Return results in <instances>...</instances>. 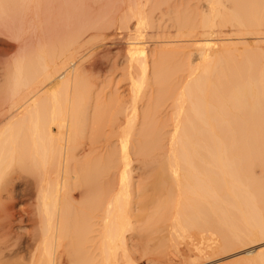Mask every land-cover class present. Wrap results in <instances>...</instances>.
<instances>
[{
    "label": "bare ground",
    "instance_id": "6f19581e",
    "mask_svg": "<svg viewBox=\"0 0 264 264\" xmlns=\"http://www.w3.org/2000/svg\"><path fill=\"white\" fill-rule=\"evenodd\" d=\"M147 5L134 0L130 10L140 33L153 23ZM197 6V29L156 42L163 48L152 43L151 62L143 43L120 44L131 100L117 133L115 183L111 155L100 167L94 158L97 140L106 149L109 137L89 103L86 44L72 40L59 65L41 55L34 66H14L0 89V264H202L229 246L264 241V180L253 176L264 171V0ZM177 57L187 69L174 94L173 72L162 66ZM151 79L158 97L142 111L137 97ZM170 98L167 153L151 173L149 153L160 142L153 117ZM203 233L223 245L192 252L188 241ZM227 264H264V243Z\"/></svg>",
    "mask_w": 264,
    "mask_h": 264
},
{
    "label": "rangeland",
    "instance_id": "374dc122",
    "mask_svg": "<svg viewBox=\"0 0 264 264\" xmlns=\"http://www.w3.org/2000/svg\"><path fill=\"white\" fill-rule=\"evenodd\" d=\"M147 1V9L153 16V23L147 33L138 32L135 20L129 16L130 10L134 9V0H6L3 1L5 6L0 8V89L5 86L7 76L17 64L34 66L35 60L38 61L41 55H53L59 65V54L72 40L86 44L81 47L80 54L94 66L90 74L89 103L97 123L107 125L105 135L109 137L106 149L101 148L102 140H97L94 158L100 167L101 162L111 155L108 179L113 183L117 181L121 167L117 133L130 112L131 100L128 92L124 91L129 85L125 74L127 55L120 44L143 43L145 54L151 62L154 59L152 43L163 48V43L156 42L175 40L178 32L197 29L201 21L202 9L197 6L198 0ZM226 35L236 36L232 33ZM198 36L195 32L191 38ZM186 69V61L178 57L166 61L162 66L163 74L173 72L169 80L171 87L175 88L174 94L182 86ZM158 90L157 81L153 79L143 86L137 97V105L142 111L149 105L151 98L158 97ZM172 100L167 99L160 105L153 117L154 128H159L160 142L158 149L149 153L147 161L151 173L152 168H156L167 153L172 131ZM139 129L140 121L131 146L139 139ZM131 157L133 167L135 157L132 153ZM253 176L263 181L264 171L254 168ZM132 181L137 180L133 177ZM212 240L218 241L219 238L203 233L197 240L188 241L189 249L196 253L209 246L223 245L221 242L213 244ZM263 243L229 246L225 251L209 255L201 263L227 264L238 261L243 257V251L258 248Z\"/></svg>",
    "mask_w": 264,
    "mask_h": 264
}]
</instances>
